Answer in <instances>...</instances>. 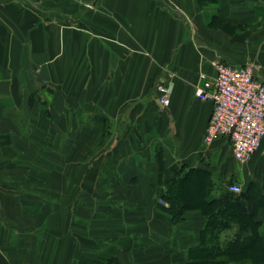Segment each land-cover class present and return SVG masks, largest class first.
Instances as JSON below:
<instances>
[{"label": "crops", "instance_id": "obj_1", "mask_svg": "<svg viewBox=\"0 0 264 264\" xmlns=\"http://www.w3.org/2000/svg\"><path fill=\"white\" fill-rule=\"evenodd\" d=\"M215 58L264 80V0H0V264H264V137L203 141Z\"/></svg>", "mask_w": 264, "mask_h": 264}, {"label": "built area", "instance_id": "obj_2", "mask_svg": "<svg viewBox=\"0 0 264 264\" xmlns=\"http://www.w3.org/2000/svg\"><path fill=\"white\" fill-rule=\"evenodd\" d=\"M215 76L205 78L196 89V96L212 102L203 141L209 145L218 138L230 142L233 159L245 163L257 151L264 137V80L256 75L252 65L238 66L215 58ZM163 106L169 103V87L165 82L156 85ZM228 190L242 191L239 184Z\"/></svg>", "mask_w": 264, "mask_h": 264}, {"label": "trees", "instance_id": "obj_3", "mask_svg": "<svg viewBox=\"0 0 264 264\" xmlns=\"http://www.w3.org/2000/svg\"><path fill=\"white\" fill-rule=\"evenodd\" d=\"M183 192L184 189L181 186L180 178L173 177V179L170 180H162V190L160 192L159 204L160 207L166 209V211L172 215L174 221L181 220L182 213L185 209L183 204L185 192ZM92 264H115V260L112 259L107 262Z\"/></svg>", "mask_w": 264, "mask_h": 264}, {"label": "water", "instance_id": "obj_4", "mask_svg": "<svg viewBox=\"0 0 264 264\" xmlns=\"http://www.w3.org/2000/svg\"><path fill=\"white\" fill-rule=\"evenodd\" d=\"M163 106V105H162ZM165 108V110L167 111V107L166 106H163Z\"/></svg>", "mask_w": 264, "mask_h": 264}]
</instances>
